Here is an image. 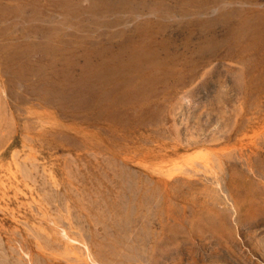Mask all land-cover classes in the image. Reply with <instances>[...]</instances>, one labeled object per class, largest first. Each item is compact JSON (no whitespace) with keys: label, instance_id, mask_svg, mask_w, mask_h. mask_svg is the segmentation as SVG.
<instances>
[{"label":"rangeland","instance_id":"374dc122","mask_svg":"<svg viewBox=\"0 0 264 264\" xmlns=\"http://www.w3.org/2000/svg\"><path fill=\"white\" fill-rule=\"evenodd\" d=\"M0 264H264V0H0Z\"/></svg>","mask_w":264,"mask_h":264}]
</instances>
